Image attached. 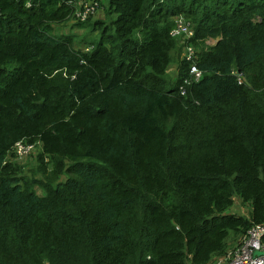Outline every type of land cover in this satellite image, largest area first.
Wrapping results in <instances>:
<instances>
[{
    "label": "trees",
    "instance_id": "1",
    "mask_svg": "<svg viewBox=\"0 0 264 264\" xmlns=\"http://www.w3.org/2000/svg\"><path fill=\"white\" fill-rule=\"evenodd\" d=\"M96 1L0 0V264H214L264 225V0Z\"/></svg>",
    "mask_w": 264,
    "mask_h": 264
},
{
    "label": "built area",
    "instance_id": "2",
    "mask_svg": "<svg viewBox=\"0 0 264 264\" xmlns=\"http://www.w3.org/2000/svg\"><path fill=\"white\" fill-rule=\"evenodd\" d=\"M78 8L75 10L74 18L76 21L85 22L90 16L97 13L99 4L96 0H76ZM72 4V2H69ZM170 35L174 38H181L185 44L182 58L190 63V69L187 79L183 85L188 86L191 83H197L202 72L193 63L195 59V51L193 47L187 45L186 40L193 36L192 26L182 18L175 19V25L170 31ZM181 93L184 94L183 86ZM14 154L17 159H23L28 156L33 150L34 145L18 142L15 144ZM264 225H255L250 228L234 249L230 250L225 256L217 258L214 264H264Z\"/></svg>",
    "mask_w": 264,
    "mask_h": 264
},
{
    "label": "rangeland",
    "instance_id": "3",
    "mask_svg": "<svg viewBox=\"0 0 264 264\" xmlns=\"http://www.w3.org/2000/svg\"><path fill=\"white\" fill-rule=\"evenodd\" d=\"M103 3H104V0H103ZM105 4H106V2H105ZM104 7H105V5H104ZM97 12H98V10H97ZM101 12H102V11H101ZM95 15H96V14H95ZM95 15H94V16H95ZM98 16H99V18H100V17H101V13H100ZM59 29H60V33H62V34H66V33L69 31V29H70V25H69V26H68V25H67V26H66V25H65V26H61ZM75 32H76V30H75ZM77 32H78L79 34H80V33H82V34L84 33L83 31H77ZM216 41L218 42V40H216ZM216 41H211V40L209 41V40H208L206 44H207L208 46H213V45L215 44ZM183 42H184V40L181 39V40H180V44H181V46H182V52H181V56H180L181 58H182V54H183ZM215 45H216V44H215ZM169 74L172 75V76H174L173 68L170 69ZM33 155H35V154H33ZM33 155L30 156V154H29L28 156L24 157L23 159H18V160H19V162H21V163H26V162H30V161H31L32 163H29V164H31V166L33 167V165H34L33 163H34V162H33V160H31V157H32ZM29 156H30V157H29ZM36 192H37L38 195H41V196L43 195V193H42L40 190H38V189H36ZM232 212H233V213H236V214L247 215V210H246L243 206L240 205V202H239L238 200L235 201V205H234V208H233Z\"/></svg>",
    "mask_w": 264,
    "mask_h": 264
},
{
    "label": "clouds",
    "instance_id": "4",
    "mask_svg": "<svg viewBox=\"0 0 264 264\" xmlns=\"http://www.w3.org/2000/svg\"><path fill=\"white\" fill-rule=\"evenodd\" d=\"M192 30H193V29H192ZM192 37H193V36H192ZM192 37H191V38H192ZM191 38H190V39H191ZM179 40H181V38H180ZM188 40H189V39H188ZM188 40H186L185 43H186L187 45L191 46V47H194L193 45H190V44L187 43ZM209 41H210V40H209ZM211 41H213V40H211ZM216 43H217V41L215 42V44H216ZM215 44H214V45H215ZM214 45H213V46H214ZM184 46H185V44H183V49H184ZM193 49H194V48H193ZM194 51H195V49H194ZM195 57H196V56H195Z\"/></svg>",
    "mask_w": 264,
    "mask_h": 264
}]
</instances>
